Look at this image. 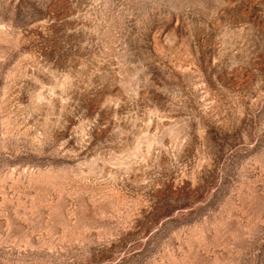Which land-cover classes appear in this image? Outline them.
Wrapping results in <instances>:
<instances>
[{
  "label": "rangeland",
  "instance_id": "obj_1",
  "mask_svg": "<svg viewBox=\"0 0 264 264\" xmlns=\"http://www.w3.org/2000/svg\"><path fill=\"white\" fill-rule=\"evenodd\" d=\"M0 264H264V0H0Z\"/></svg>",
  "mask_w": 264,
  "mask_h": 264
}]
</instances>
